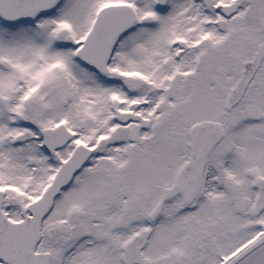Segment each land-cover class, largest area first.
I'll return each mask as SVG.
<instances>
[{"label":"snow or ice","instance_id":"6c2138e0","mask_svg":"<svg viewBox=\"0 0 264 264\" xmlns=\"http://www.w3.org/2000/svg\"><path fill=\"white\" fill-rule=\"evenodd\" d=\"M0 264H264V0H0Z\"/></svg>","mask_w":264,"mask_h":264}]
</instances>
